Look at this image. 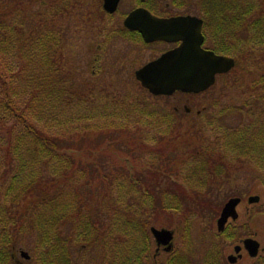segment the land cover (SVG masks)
Listing matches in <instances>:
<instances>
[{
  "label": "rangeland",
  "instance_id": "rangeland-1",
  "mask_svg": "<svg viewBox=\"0 0 264 264\" xmlns=\"http://www.w3.org/2000/svg\"><path fill=\"white\" fill-rule=\"evenodd\" d=\"M68 1L74 3L69 6L68 13L53 19L57 5ZM153 3L157 8L153 13L157 16L190 13L206 17L211 25L209 43L215 45L210 48L234 59L235 68L219 75L214 86L206 92L154 96L137 81L135 73L170 47L164 44L146 46L124 26L129 12L140 6L138 0H121L115 14L104 11L103 0H4L2 3L4 7L0 13L8 23L13 22V15H16L25 28L33 30L41 17L50 14L51 27L63 31V69L80 99H75L73 106H67L65 115L59 116L65 120L63 132L68 131L69 136L75 137L62 146L84 168L86 176L82 182L91 183L87 186L91 198L84 195L88 203L102 199L109 192L111 185L107 177L115 178L118 168L125 169L121 180H126L129 166L137 177L158 183V192L161 187L162 191L169 190L173 195L179 193L190 166L199 162L194 157L202 139L207 140L210 134V124L222 109L243 104L251 96V86L259 79L257 18L259 11L264 12V0H155ZM247 11H250L248 15ZM241 12L246 14L242 18L238 17ZM231 52L238 56H232ZM89 99L93 103L85 101ZM124 103L129 108L136 105L148 115L152 112L153 116L144 119L132 117L129 112L113 111V105ZM84 114L93 117L83 118ZM124 115H129L128 119ZM228 120L237 121L239 116H230ZM41 126L45 128L46 124ZM205 145L206 142L202 144ZM152 157H162L166 161L154 162ZM230 170V176L226 175L225 181L217 186L209 180L210 185L201 190L206 195L197 199L198 204L188 198L180 211L156 214L150 229L173 231V251L171 254L162 251L156 258L157 246L152 237V251L145 264H167L173 255L186 264H204L208 253L219 244L224 246L222 259L229 264L228 257L235 254V246L255 233L264 248V185L259 184V172L254 167H242V164ZM251 196H259L260 202L249 204ZM233 197L242 198V203L237 208L239 219L230 226L232 230L239 229L241 235L230 243L220 237L217 220L221 208ZM201 201L203 204L199 205ZM13 228L10 233L14 234ZM70 228L73 231L74 226ZM69 244L74 264H119L115 257L118 251L105 250L101 243H92L87 248L74 242V245ZM13 246L19 261L20 251L29 255L39 252L32 232L17 236ZM243 254L244 259L238 264L256 263L245 251ZM256 264H264V253Z\"/></svg>",
  "mask_w": 264,
  "mask_h": 264
},
{
  "label": "trees",
  "instance_id": "trees-1",
  "mask_svg": "<svg viewBox=\"0 0 264 264\" xmlns=\"http://www.w3.org/2000/svg\"><path fill=\"white\" fill-rule=\"evenodd\" d=\"M3 2L0 0V11ZM69 2L57 5L53 19L68 13L74 4ZM52 15L41 17L31 30L18 16L13 15V22L8 23L0 13V264H9L17 235L30 232L36 238L39 252L34 256L39 264H74L69 247L73 242L88 247L101 243L105 250H116L119 264H145L153 246L149 229L157 213L180 211L188 198L198 204L197 199L206 195L201 190L210 185L209 180L217 186L230 176L235 165L254 167L259 172V184L264 185L263 11H259V79L243 104L222 109L210 124V134L207 140L202 139L194 157L199 162L190 166L183 189L174 192L176 195L161 187L158 192V183L137 177L131 166L129 179L121 180L125 169L118 168L115 178L107 177L109 192L100 200H92L94 206L88 203L87 186L91 183L82 182L84 168L62 146L75 137L63 132L65 120L59 116L65 115L67 106H73L80 95L63 69V31L48 23ZM243 15L241 12L238 17ZM231 55L238 56L235 52ZM85 101L93 103L91 99ZM115 110L144 119L153 116L125 103L113 105ZM129 115L124 116L128 119ZM235 115L239 120H228ZM162 157L150 159L166 161ZM9 227L15 228V236L4 239ZM239 231L228 227L220 237L235 242ZM223 247H213L204 264H226ZM167 264L186 262L173 255Z\"/></svg>",
  "mask_w": 264,
  "mask_h": 264
},
{
  "label": "water",
  "instance_id": "water-1",
  "mask_svg": "<svg viewBox=\"0 0 264 264\" xmlns=\"http://www.w3.org/2000/svg\"><path fill=\"white\" fill-rule=\"evenodd\" d=\"M120 1L104 0V10L114 14L118 10ZM124 26L141 33L147 43L181 42V46L163 54L136 72V79L154 96H172L176 92L185 94L206 92L214 86L219 75L228 74L236 66L234 59L203 49V21L196 17L160 19L145 9H137L126 18ZM241 202L242 199L236 197L229 199L224 205L217 220L219 233L226 230L231 219L238 220L237 208ZM248 202L259 203L260 197L252 196ZM151 233L158 247L164 246L168 251L172 249L173 231L153 227ZM243 245L252 258L258 256L259 242L249 238L243 242ZM241 250L242 246H237L235 253L238 255ZM22 256L29 258L25 252ZM228 261L230 264H236L238 257L231 255Z\"/></svg>",
  "mask_w": 264,
  "mask_h": 264
},
{
  "label": "flooded vegetation",
  "instance_id": "flooded-vegetation-1",
  "mask_svg": "<svg viewBox=\"0 0 264 264\" xmlns=\"http://www.w3.org/2000/svg\"><path fill=\"white\" fill-rule=\"evenodd\" d=\"M139 1V3H140V6L139 7H137L136 9H133L132 11H130L129 12V14H128V16L130 15V13H132L133 11H135V10H137V9H145V10H147L151 15H153L154 17H157V18H160V19H173V18H180V17H196V18H198V19H200V20H202L203 21V26H202V34H203V36H204V43H203V48L205 49V50H210V51H214V49L213 48H210L211 46H215L214 45V43L212 42V44H210L209 43V41H210V39H209V34H210V26H209V22L207 21V19H206V17H203V18H201V17H199V16H195V15H191L190 13H188V14H184V13H182V14H179V15H169V16H157L156 14H154L153 13V11H155V9H157L156 8V6L155 5H153L154 3L153 2H155V0H138ZM120 6V5H119ZM112 16V15H111ZM127 16V17H128ZM126 17V18H127ZM126 18H125V20H126ZM253 18H251V19H249L250 21L252 20ZM257 19H259V18H257ZM249 21V22H250ZM209 23V24H208ZM226 28V27H225ZM132 34H135L136 35V38H140L142 41H143V43L146 45V46H150V45H153V44H164V45H168L170 48L168 49V50H165V51H163V52H161L160 53V55L159 56H157V57H154L152 60H150L147 64H149L150 62H152V61H154V60H156L157 58H159L160 56H162L163 54H165L166 52H168V51H171V50H174V49H176V48H178L179 46H181V42H176V43H171V42H166V41H156V42H153V43H146L145 42V39H143V37H142V35L138 32V31H130ZM215 53H217L216 51H214ZM218 54V53H217ZM222 54V53H221ZM221 54H219V55H221ZM223 55V54H222ZM147 64H145L144 66H146ZM144 66H142V67H144ZM141 67V68H142ZM141 68H139V69H141ZM138 69V70H139ZM186 111L187 112H191V110L190 109H186ZM250 198V197H249ZM249 198H248V200H249ZM231 222H233V221H231L230 220V222H229V224H228V226H227V228L228 227H231L230 225V223ZM10 228V227H9ZM13 229H15V228H13ZM233 229H236V228H233ZM10 230H11V228H10ZM15 235L13 234V233H10V231H5V233H4V239H11L12 237H14ZM17 236H20V235H17ZM249 238H251V239H253V240H256L257 242H259V240H257V238H258V233H255L254 235H251V236H248V237H246V239H249ZM246 239H244V240H241L240 241V243L241 244H239L240 246H242V250L240 251V253L237 255V257H238V261H237V263L236 264H238L240 261H242L243 259H244V254H243V251H245V253L247 254V256L248 257H250L252 260H254L256 263H257V260H259V256L262 254V253H264V248H262V247H260V251H259V254H258V256L256 257V258H252L250 255H249V253H248V251L244 248V245H243V242L246 240ZM77 246H82V247H84V248H87V246L85 245V244H77V243H75ZM155 244H156V246H157V243L155 242ZM74 245V244H73ZM13 248H12V250H11V252H10V257H9V264H39V262H38V259H37V257L36 256H34V253L32 254V255H29V258H24L23 256H22V253L24 252V251H20V256H21V261H19L18 259H17V254H16V251H15V246H12ZM69 247H70V249H71V246L69 245ZM235 248H236V246H235ZM235 248H234V252H235ZM164 252V253H166V254H171L172 253V251H173V247H172V249L171 250H167L166 249V247H164V246H162V247H158L157 246V251H156V254H155V256H156V258L161 254V252ZM27 253V252H26ZM241 255V257H239ZM255 263V264H256Z\"/></svg>",
  "mask_w": 264,
  "mask_h": 264
}]
</instances>
